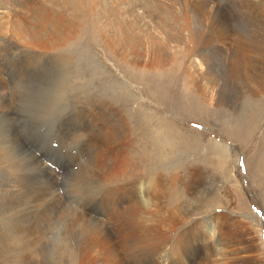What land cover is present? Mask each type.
I'll use <instances>...</instances> for the list:
<instances>
[{"label": "rangeland", "instance_id": "rangeland-1", "mask_svg": "<svg viewBox=\"0 0 264 264\" xmlns=\"http://www.w3.org/2000/svg\"><path fill=\"white\" fill-rule=\"evenodd\" d=\"M3 1L16 7V0ZM29 1L26 0V4ZM32 1L39 4L42 0ZM75 1L79 6L84 3L78 19V40L73 44L65 42L63 48L58 45L63 49H59L60 53L70 60L65 71L59 69L57 74L48 61L34 66L17 51H0V132L10 135L6 134L16 154L12 172L11 166L0 167V187L16 183L10 188L12 193L6 195L0 190V197H4L0 198V221L6 201L24 199L26 191H30L28 184L41 181L46 187H54L51 192L59 196L51 206L34 209L24 206L25 217L33 212V219H36V210H47L40 229L45 228L44 235H48L40 238L37 248H32L37 254L33 258L36 262L33 260L31 264H51L57 257L55 249L62 236L80 241L82 232H71L68 227V221L74 216V202H79L80 198L73 194L67 199L65 194L70 186L68 183L62 185L70 174L65 170L78 167L67 166L69 159L62 156H69L66 149L75 147L78 151L83 144L68 140L76 136L73 128L85 126L98 113H109L113 108L122 115L129 131L127 139L118 145L119 148L115 147L119 150L116 157L130 158L133 165L142 169L136 185L126 192L131 198L122 207L139 208L138 214L145 217L143 237L146 242L153 241L156 228L163 230L168 239L174 232L186 233L182 240L179 239L181 259L195 252L197 263L204 260L206 264H264V171L261 170L264 168V98L250 97L244 78L232 71L225 44L214 41L218 33H225V8L232 4L230 0H164V4L156 6H159L156 9L159 17L147 13L148 6L158 0ZM59 2L56 4L59 11L67 9V5ZM137 3L144 6L139 7ZM227 13L231 14L229 17L236 27L249 35L254 34L256 21L247 20L246 11L230 8ZM31 15L34 20L38 19ZM9 25L24 36L34 34L24 25ZM65 28L69 29L66 38L70 41L73 33L69 27ZM120 34L126 38L122 39ZM235 35L232 33V40H236ZM119 37L122 40H117ZM105 40L113 42L112 49H117V44L131 46L132 61L124 60L121 54L114 55ZM197 40L206 42V62H201L197 56L191 62L186 59L187 43L204 45ZM59 76L66 83L68 90L65 92L63 86L58 87ZM250 118L256 120L255 126L243 133L245 127L241 123ZM92 130L96 135L99 132ZM94 139L99 142L96 136ZM54 141H61V148H55L57 142ZM87 144L85 157L90 158L97 146L91 142ZM105 147L113 149V144H105ZM42 149L52 150L43 156L36 155ZM46 160L61 166L62 173L46 172L42 167L47 164ZM81 161L79 159V163ZM49 166L58 171L57 166ZM21 182L26 187L17 191ZM168 194L174 200H170ZM98 205L101 204L95 203L94 211L102 210ZM170 211L178 213V220L169 227L165 226L169 224L165 218ZM93 216L101 218L96 213ZM12 226L15 229L17 225ZM0 232L3 233L2 229ZM157 239L154 244H164Z\"/></svg>", "mask_w": 264, "mask_h": 264}, {"label": "bare ground", "instance_id": "bare-ground-1", "mask_svg": "<svg viewBox=\"0 0 264 264\" xmlns=\"http://www.w3.org/2000/svg\"><path fill=\"white\" fill-rule=\"evenodd\" d=\"M58 2L59 0H42L41 3L34 4L35 2L30 0L29 4H26V0L24 1L16 0V7H12L8 2L0 0V51H3L4 53L6 52V50L9 51V49L17 51L22 56L30 59L31 65L33 64L34 66H37L44 61H48L47 62L48 65L51 64L56 68V71L54 72L57 74H59V69L61 70L63 69L65 71V69H67L70 65V60L66 54L62 52L60 53L59 49L61 51L63 50L62 48L65 42H70L71 44H73L78 40V35L80 34L78 19L79 17H81L83 13L84 3L82 2V5L79 6V2H76L75 0H60L59 3H61V5H67L68 7L65 10L59 11L58 5H56ZM229 2H231L232 4L230 5V7H228L227 4L226 5L227 9L225 8V10L228 11V9L232 8L235 9L236 11H240V10L246 11L248 13L247 20L256 21L254 34L249 35L245 33L243 30L236 27V25L234 24V20L230 19L229 17L231 16V14H228L226 11L225 33L223 32L218 33L217 36L214 38V41L217 43L225 44V52H228L231 57L232 71L235 74L239 73L240 78L242 79L244 78L243 80H245L247 84V88L249 87L248 93L250 97H254L256 100L263 99L264 98V0H245V1L237 0V2H235V0H230ZM161 4H164V0H158L157 2L152 3L149 6L147 5L148 6L147 13L150 12L151 14H154L157 17H159L160 14L156 10L159 8V6L158 7L156 6ZM235 4H237V7L234 8ZM137 6L141 7L144 6V4L139 5L137 3ZM211 8H213V6ZM45 12L52 14V16L51 17L47 16ZM31 14H33L34 17L38 19L34 20ZM10 23L24 25L28 30L34 32L33 36L27 37L20 34L17 29H14L9 25ZM65 27H69L73 33V38L70 41H68V39L66 38L69 37V33H68L69 29H66ZM232 33L236 34L235 35L236 40H232L233 38ZM120 37H122V39H125L126 35L120 34ZM120 37L117 38V40L121 39ZM218 37L219 39L217 40ZM197 42L199 43L203 42L204 45L200 47L198 43H194L191 45H188L189 43H187V45L184 44L186 45L185 47V53L187 56L186 59H188V61L190 60L191 62L194 60L195 56H197L201 62H206V60L204 59L206 42L200 40H197ZM1 43H6V44L4 45ZM105 44L107 48L111 49V52L114 53V55L121 54L124 60L132 61L133 56L130 53L131 46H127L126 44H125L126 46L123 44H117L118 48L112 49V47L114 46L112 41L110 42L108 40H105ZM58 45L61 46L62 48L58 47ZM126 47H128V49ZM121 51L122 52L125 51L126 54H123ZM1 55L2 54H0V56ZM129 55H131L130 59L127 58ZM26 58L25 60H27ZM10 60L13 61L14 59L13 60L10 59ZM39 69L41 71V67ZM10 79L12 78L10 77ZM41 80H43V77L41 78ZM57 81H58V87L63 86L64 92L68 90L66 89V83L63 81L62 77L59 76ZM189 81L193 85L195 84L193 80H189ZM18 83H20V81ZM21 84H23V82ZM9 100L11 101V98ZM60 102L61 101L59 100V103ZM31 105L33 104L31 103ZM108 112L109 113H98L99 115L95 116L91 120V122H89L87 125L75 127V129H77L78 132L73 128V131H75L76 136L74 137L72 136L70 139H68L70 141L71 140L76 141V143L77 141L79 143L81 142L83 143L80 147H78L80 148V150L78 151L75 150L76 149L75 147L68 148L66 150H68L67 153L69 156L67 155L62 156V158L64 159L67 158L69 159L68 162L69 165L67 166L73 165L74 167H78L76 170H74V168H69V167L65 170L66 171L65 173H70V174L67 177L65 176L66 179L62 181V185L64 187V183L65 185L68 183L69 184L68 186H70L69 191L65 194L67 199H71L72 198L71 195L73 194L77 195L80 198L79 202L76 203L74 202L73 205L74 216L70 221H68V227L71 228V232L75 230H79L82 233L80 235L81 236L80 241L77 238H73V237L70 238V236L68 235L62 236V238L59 239V241L60 240L61 241L59 243L58 248L55 249L56 250L55 254H57V257L51 262V264H198V263L206 264L204 260H201L198 263L197 261H195L196 260L195 252H193L192 254L190 253L191 255H189L188 257L186 256V258L184 259H181L180 254L182 253V251H181V246L179 245V241H180L179 239L182 240V238L185 236L184 234L186 233L178 235L176 234V232H174L168 239L165 237V232L163 230L160 231L159 229L156 228L154 239L158 238L157 240L161 241L164 244L157 246L156 244H154L155 241L154 239L151 242H146L145 238L143 237L145 217H142L141 215L138 214L139 208L137 206L133 208L130 206L122 207L123 204H125V201H128L131 198L130 195L127 194L126 192L132 190V188L136 185V179H139V177L141 176L142 169L136 167L135 164L133 165L132 164L133 161H131L130 158L121 157V156H119V158L116 157V154L119 152V150H117L115 147H118L120 143L124 142L127 139V135H129L128 134L129 131L127 129V125L122 115L120 116L119 114H117L113 108H110ZM31 115L32 114H30V116ZM13 121L14 120H12V122ZM255 121H256L255 119L250 118L247 122L241 123L244 124L245 127L243 133L249 131L246 130L247 128L252 129L255 126L254 123ZM33 129L32 131H34ZM92 129H95V131L99 130V132L97 131V135ZM80 130H85V132L80 133ZM2 132H0V167L4 165L6 166L8 165L12 167L15 163L16 154L12 149L13 147L11 148V146L9 145L10 135L6 132V134L9 135L8 137L6 134H2ZM245 134L248 135V133ZM95 136L99 140V142L95 141L94 139ZM19 140L20 139H18V141ZM54 142H57V146L55 148H61V141H54ZM87 142H91L97 146L96 151L93 153V155L90 158L85 157V153H86L84 151L85 145H87V147L89 148ZM108 143L113 144V149L105 147V144ZM51 150L50 151H46L43 149L38 150L36 152V155L43 156L45 153H50ZM72 150H74V152H72ZM29 157L31 156L29 155L28 158ZM54 157H58V156L55 155ZM79 159L83 161L79 163ZM51 161L46 160V163L48 165L45 163L42 164L43 169L46 170V172L47 171L52 172L54 175L56 174V172L58 174L62 173V170L60 168L61 166H58L56 165V163H53ZM49 165H55V167L57 166L56 168H58V171L56 169L55 171L52 170ZM13 170H14L13 167L10 168L11 172ZM41 170L39 172H41ZM261 170L264 171V168L261 167ZM30 172L33 173L32 171ZM10 174L11 177L13 178L15 177L14 173L13 174L10 173ZM22 182L20 183L17 191L19 190L22 191V187H26ZM14 184L11 182L7 184L5 187H0V190L6 195L8 193H12V190H10V188L15 187ZM28 186L30 188V191L29 190L26 191L27 193L25 194L26 197L24 199L19 201H11V199L10 201H6V202L4 201L5 205L1 213V221H0L2 222V224L0 223V230L2 229L3 231V233L0 234V245L2 247V248L0 247L1 248L0 264H31L34 260L33 259L34 256L37 254V252L34 251L32 248L34 247L37 248L36 245H38V243L41 241L40 238L48 235V234L44 235V232H46L45 228L40 229L41 227L40 224L43 218L45 217V215L47 214V210H40V209L36 210V212L34 213L36 219H33L34 218L33 212H30L31 214L25 217V210L28 207L34 209L48 204L51 206V202L55 201L56 200L55 197H58L59 195L55 196V194L51 192V190L54 187L53 188L51 186L46 187L41 183V181H34L28 184ZM107 196L109 197L107 201L101 200V198H106ZM62 198L63 197H61V199ZM170 198H171L170 200H174V198H172L171 196ZM2 199H4V197ZM69 202L71 203V201ZM95 203L101 204L98 205L102 207L101 211H100L101 208L99 209V211H94L93 207ZM24 206L26 207V209ZM95 213L97 216L101 218H104L106 216L107 217L104 220H102L101 218H94L93 214ZM177 220H178V213L176 211H170L168 212V216L165 218V222L169 224H166L165 226L170 227L171 226L170 224H173ZM12 224L17 225L15 229H12L13 228ZM50 230L51 229H49L48 231ZM173 235L174 236L176 235L175 236L176 240L174 244L172 243ZM169 242H170V246H169ZM249 250H251L250 246H249Z\"/></svg>", "mask_w": 264, "mask_h": 264}]
</instances>
